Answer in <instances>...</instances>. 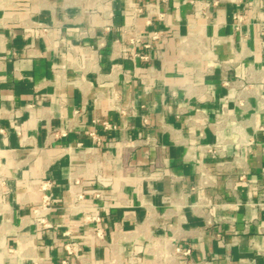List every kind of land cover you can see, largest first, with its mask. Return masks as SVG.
I'll use <instances>...</instances> for the list:
<instances>
[{
    "label": "crops",
    "instance_id": "crops-1",
    "mask_svg": "<svg viewBox=\"0 0 264 264\" xmlns=\"http://www.w3.org/2000/svg\"><path fill=\"white\" fill-rule=\"evenodd\" d=\"M263 171L264 0H0V264H264Z\"/></svg>",
    "mask_w": 264,
    "mask_h": 264
},
{
    "label": "built area",
    "instance_id": "built-area-1",
    "mask_svg": "<svg viewBox=\"0 0 264 264\" xmlns=\"http://www.w3.org/2000/svg\"><path fill=\"white\" fill-rule=\"evenodd\" d=\"M235 20H236V25H239L240 21H241V16L240 15H235L234 16ZM40 28L43 30V31H46L47 30V27L46 26H40ZM155 37V36H154ZM109 126V125H107ZM211 150V149H210ZM262 177L264 178V171L262 172ZM47 183L43 184L42 185V188L43 189H47ZM80 196H78V198H80ZM260 206L264 207L263 204L260 203ZM48 210V208H47ZM47 211H45V208H36L34 210V215L32 217V222H34L35 224L37 225H40V226H43V227H51V224L50 222L47 220ZM94 219V218H93ZM99 234V232H98ZM65 250L67 252L68 255H76L77 254V251H78V247L75 243H67L65 245ZM65 262V261H64Z\"/></svg>",
    "mask_w": 264,
    "mask_h": 264
}]
</instances>
